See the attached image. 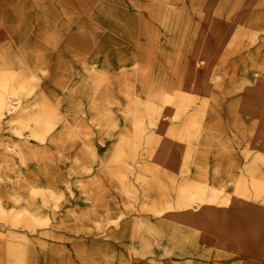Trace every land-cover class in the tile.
Returning <instances> with one entry per match:
<instances>
[{
	"label": "rangeland",
	"instance_id": "1",
	"mask_svg": "<svg viewBox=\"0 0 264 264\" xmlns=\"http://www.w3.org/2000/svg\"><path fill=\"white\" fill-rule=\"evenodd\" d=\"M0 264H264V0H0Z\"/></svg>",
	"mask_w": 264,
	"mask_h": 264
}]
</instances>
